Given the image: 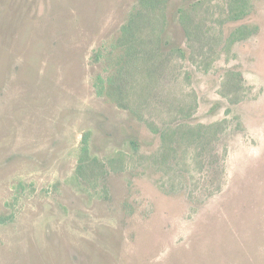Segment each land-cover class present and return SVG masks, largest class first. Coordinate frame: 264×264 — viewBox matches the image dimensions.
I'll return each instance as SVG.
<instances>
[{
	"label": "rangeland",
	"instance_id": "obj_1",
	"mask_svg": "<svg viewBox=\"0 0 264 264\" xmlns=\"http://www.w3.org/2000/svg\"><path fill=\"white\" fill-rule=\"evenodd\" d=\"M163 2L0 0V264H264V0Z\"/></svg>",
	"mask_w": 264,
	"mask_h": 264
},
{
	"label": "trees",
	"instance_id": "obj_2",
	"mask_svg": "<svg viewBox=\"0 0 264 264\" xmlns=\"http://www.w3.org/2000/svg\"><path fill=\"white\" fill-rule=\"evenodd\" d=\"M142 8L138 13L133 14L128 22L121 27V33L119 39L123 41L125 45V50L127 53L132 52V48L136 42L133 40L136 37H141L138 33L135 34V28L137 27L138 20L148 22L151 20V17L156 14L158 9H162L161 5L164 3L163 0H142ZM248 13V0H228V18L231 20H239L243 18ZM182 17V15L180 16ZM143 38V37H142ZM238 36H234L233 39H238ZM123 45L121 47H123ZM132 49V50H131ZM178 52L183 55L182 50ZM119 63L118 68L115 70L114 74L108 75L106 78L98 77V81L94 83L96 88L97 95H103L107 87L113 86L114 82L116 83L118 75L121 73L122 69L127 66L129 63L128 60H125L124 63L117 61ZM117 87V86H116ZM87 135L85 134L82 139V156L79 158V164L77 166V172L81 175L82 171L95 172L97 163L95 159H91L90 162H87L86 154L88 151L87 144ZM163 139L167 142V137L165 134L162 135Z\"/></svg>",
	"mask_w": 264,
	"mask_h": 264
}]
</instances>
